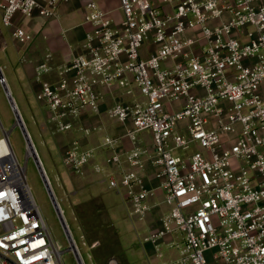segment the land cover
<instances>
[{"label": "built area", "instance_id": "1", "mask_svg": "<svg viewBox=\"0 0 264 264\" xmlns=\"http://www.w3.org/2000/svg\"><path fill=\"white\" fill-rule=\"evenodd\" d=\"M65 1L0 0V20L27 43L32 35L14 25V16L50 18ZM85 8L91 24L85 52L40 89L56 129H71L85 108L96 111L98 87L132 81L144 99L115 101L108 112L131 122L126 135L134 145L127 168L118 177L109 173L107 182L125 193L129 216L142 219L153 189L138 169L150 157L169 211L143 241L156 247L181 232L170 264H264V0H119V20L94 0ZM48 58L38 72L50 69ZM0 128V264H62L26 181L27 158L39 162L35 150L25 137L21 164L1 121ZM144 130L152 137L150 151L135 143ZM190 143L197 149L187 157L174 153ZM117 144V137L102 138L112 150L108 165L120 162ZM92 155L72 141L62 163L82 175ZM73 248L70 240L78 257Z\"/></svg>", "mask_w": 264, "mask_h": 264}, {"label": "crops", "instance_id": "2", "mask_svg": "<svg viewBox=\"0 0 264 264\" xmlns=\"http://www.w3.org/2000/svg\"><path fill=\"white\" fill-rule=\"evenodd\" d=\"M87 1L68 0L62 2L57 7L56 15L50 18H43L38 15L31 17L15 15L13 18L14 25L22 26L32 35V39L27 43L18 42L11 35V27L5 26L7 27V34L14 41L12 46L7 47V43L0 35V47L4 48L6 46L5 50L8 49L7 53L14 60L18 76L25 88L26 97L28 99L32 97L36 101V114L37 119L41 122V128L44 131H49L52 135L51 128H53V131L58 130L54 122L50 120L51 112L47 103L41 97V85L43 82H55L59 77V70L69 63L74 55L85 52V34L91 29V24L84 20ZM94 1L113 19L119 20L122 17L119 9V0ZM47 54H49L47 63L50 69L38 72L37 65L45 60ZM128 89L130 90L129 93L127 92ZM262 90L264 92V84L262 85ZM98 92L97 110L85 108L72 119L73 126L71 129L58 131L65 133L63 137L57 138L55 136L53 139V152L60 156L61 162L63 151L72 141H77L81 148L91 149L93 153L82 175L77 174L69 177L66 173L68 169L65 168L62 175L65 183L64 187L71 183L72 180L70 179L79 182L84 181L86 193L92 198L101 199L103 201L102 209L107 212L111 221L117 224L120 223L124 227L125 233L136 240L139 250L138 264H154L153 262L155 264H170V262L178 258V250L173 243L181 242V232L176 231L167 234L159 241L156 247L150 242L143 241V237L150 230L161 225L163 216L169 211V207L163 201V190L160 188L159 178H156V168L152 165L150 157L145 155L143 157L144 166L142 169H138L146 186L153 189V193L146 199L149 209L142 219L135 216L129 217L125 193L123 190L110 188L107 182L109 173L118 177L127 168L125 155L134 145L126 135L127 130L131 127V122L122 123L117 121L109 115V107L118 100L131 102L144 98L132 81H129V84L124 87L118 85L111 87L100 86L98 87ZM20 119L24 125L21 117ZM104 136L118 138V144L115 147V151L120 156L118 164L108 165L106 163L105 158L112 153V150L102 146V138ZM135 143L150 151L152 148L150 132L146 130L138 132ZM98 168L100 170H97ZM160 246H165L169 249L167 256L161 260H159L162 257Z\"/></svg>", "mask_w": 264, "mask_h": 264}, {"label": "rangeland", "instance_id": "3", "mask_svg": "<svg viewBox=\"0 0 264 264\" xmlns=\"http://www.w3.org/2000/svg\"><path fill=\"white\" fill-rule=\"evenodd\" d=\"M6 28L0 20V35L7 43V47H10L14 41L7 34ZM5 47H0V73L4 79V85L0 82V121L3 128L9 131L11 147L18 161L23 164L26 160V139L22 128L16 124L15 113L23 120V127L38 156L59 211L50 197L33 157L26 160V181L56 247L62 250V264H79L76 254L68 249L71 238L82 264H109L110 260H114L115 264H138L139 250L136 240L125 233L120 223L111 221L110 216L102 209L101 199L92 198L86 193L84 181L70 179L73 182L64 187L62 175L66 167L60 156L53 152V139L55 136L61 138L65 133L53 131L51 128L52 135L41 128V122L36 114V101L32 97L30 99L26 97L16 64ZM4 86L15 106L14 110ZM195 149L196 145L190 143L187 150L178 149L174 153L187 157ZM68 172L66 173L69 177L77 175L72 174L70 170ZM159 249L162 253V257L159 258L161 260L167 256L169 249L165 246H160Z\"/></svg>", "mask_w": 264, "mask_h": 264}, {"label": "water", "instance_id": "4", "mask_svg": "<svg viewBox=\"0 0 264 264\" xmlns=\"http://www.w3.org/2000/svg\"><path fill=\"white\" fill-rule=\"evenodd\" d=\"M0 78H2V74H1V73H0ZM3 85H4V84H3ZM4 88H5V92L7 93L8 98H9V100H10V102H11V105H12L13 102L11 101V98H10V96H9L8 90H7V88H6L5 86H4ZM16 117L19 118L18 113L16 114ZM19 120H20V118H19ZM20 127L22 128V131H23L24 136H25V137H28V136H27V133H26L24 127H23V124L21 123V120H20ZM37 166H38V168H39V171H40L41 177H42V179H43V181H44V184H45V186H46V188H47V190H48V192H49V194H50V197L52 198V201H53V203H54V205H55L57 211H59L58 206H57V203H56V201H55V199H54V196H53V193H52V191H51V188L49 187L48 181H47V179H46V176H45V174H44V172H43V170H42V168H41L39 162H37ZM59 214H60V212H59ZM62 222H63V225H64V227H65V224H64L63 219H62ZM77 259H78L79 264H82V262H81L79 256L77 257Z\"/></svg>", "mask_w": 264, "mask_h": 264}, {"label": "bare ground", "instance_id": "5", "mask_svg": "<svg viewBox=\"0 0 264 264\" xmlns=\"http://www.w3.org/2000/svg\"><path fill=\"white\" fill-rule=\"evenodd\" d=\"M12 107H13V109L15 108L14 104H12ZM18 120H19V119H18ZM31 150H32V153H34L32 148H31ZM71 240H72V245H74V248H73V249H74V251L76 252V249H77V248H76V246H75L74 241H73L72 238H71ZM72 247H73V246H72Z\"/></svg>", "mask_w": 264, "mask_h": 264}]
</instances>
